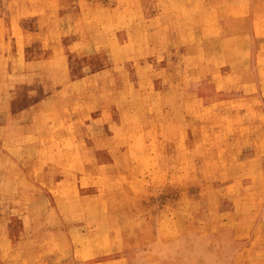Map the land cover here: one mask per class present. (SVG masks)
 <instances>
[{"label":"rangeland","instance_id":"1","mask_svg":"<svg viewBox=\"0 0 264 264\" xmlns=\"http://www.w3.org/2000/svg\"><path fill=\"white\" fill-rule=\"evenodd\" d=\"M0 264H264V0H0Z\"/></svg>","mask_w":264,"mask_h":264},{"label":"bare ground","instance_id":"2","mask_svg":"<svg viewBox=\"0 0 264 264\" xmlns=\"http://www.w3.org/2000/svg\"><path fill=\"white\" fill-rule=\"evenodd\" d=\"M83 84V83H82Z\"/></svg>","mask_w":264,"mask_h":264}]
</instances>
